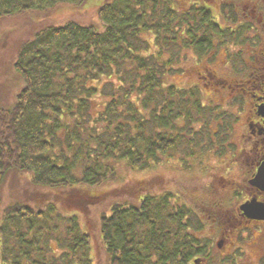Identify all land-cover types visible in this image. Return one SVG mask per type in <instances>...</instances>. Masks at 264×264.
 Instances as JSON below:
<instances>
[{"label":"trees","instance_id":"trees-1","mask_svg":"<svg viewBox=\"0 0 264 264\" xmlns=\"http://www.w3.org/2000/svg\"><path fill=\"white\" fill-rule=\"evenodd\" d=\"M84 1L0 0V20ZM100 3L97 26L48 25L17 51L23 87L12 107L0 103V194L17 175L33 189L1 210L0 264H94L88 216L118 170L223 152L226 120L196 87L169 81L181 50L205 51L199 34L217 29L209 11L179 0ZM202 228L172 193L116 201L99 216L108 264H200L204 239L189 229Z\"/></svg>","mask_w":264,"mask_h":264},{"label":"flooded vegetation","instance_id":"flooded-vegetation-1","mask_svg":"<svg viewBox=\"0 0 264 264\" xmlns=\"http://www.w3.org/2000/svg\"><path fill=\"white\" fill-rule=\"evenodd\" d=\"M179 1L193 9L209 11V21L217 26L212 30L205 24L204 34L198 36L205 42V51L194 56L206 62L214 61L222 55V50L225 58L223 77L215 71L208 73L206 68L207 75L201 78L207 80L210 95L220 96L215 104L209 98L214 106H208L220 115L222 123L226 120L224 149L218 154L222 174L217 178L224 181L222 197L231 198L230 188L238 195L232 212L220 209L217 218L208 216L206 220L210 222L204 219L210 223L207 227L200 222L202 230L189 229L204 239L205 252L198 258L211 264L209 258L216 250L218 264H254L246 249L235 248L238 233L244 230L243 239L254 251V260L264 264V214L257 216L260 218H248L240 209L244 204H252L254 215L256 208L264 209V0ZM190 210L195 215L194 209ZM191 264H197L196 257Z\"/></svg>","mask_w":264,"mask_h":264},{"label":"rangeland","instance_id":"rangeland-1","mask_svg":"<svg viewBox=\"0 0 264 264\" xmlns=\"http://www.w3.org/2000/svg\"><path fill=\"white\" fill-rule=\"evenodd\" d=\"M100 1L102 0H86L84 5L62 4L59 6L63 8L62 10L55 7L42 12L15 14L0 20V103L2 107H12L16 94L23 87V79L14 69V61L20 46L48 25H58L73 20L97 26L99 24L97 15ZM220 53L222 55H219L216 60L206 62L195 58L194 52L181 50L180 57L174 65L177 71L169 81L178 87H196L203 105L214 106L209 102V98L215 104L219 102L220 96L209 94L207 80L202 79L201 75H207L206 68H208V73L215 71L220 77L226 74L222 62L225 59L222 50ZM228 59L234 60V57ZM213 152L196 154L198 157H191L184 163L179 160V156L165 158L161 163L147 170L120 169L117 172L116 180L107 182L106 185L97 189L96 193L103 196L105 201L102 200L100 205L96 206L98 209H92L88 216L93 236L91 244L94 248V264H108L99 235V216L102 212L107 213L108 206L116 201L135 202L144 194L172 193L177 203L193 208L195 211V215L192 214L193 219L199 220L206 227L210 225V223H205L206 218L208 216L217 218L220 209L232 212L233 206L238 203L236 200L238 195L234 193V188H230L232 190H228V192L231 194V198L223 199L222 185H224V181L217 178L219 174H222L218 162L219 157ZM25 189H33L27 186L26 177L17 175L14 180L7 179L0 194V214L1 210L11 202L17 201L19 192ZM206 222L210 221L206 220ZM238 234L237 241L239 240V242L234 239L235 248L246 249L247 254L252 255L251 262L257 264L253 256L254 251L246 246V239H243L246 235L245 231L242 230ZM56 254L59 253L56 252ZM211 254L209 263L218 264L215 260L219 258L216 250ZM237 254L239 255V253ZM230 260L234 261V259ZM200 264H206V262Z\"/></svg>","mask_w":264,"mask_h":264},{"label":"water","instance_id":"water-1","mask_svg":"<svg viewBox=\"0 0 264 264\" xmlns=\"http://www.w3.org/2000/svg\"><path fill=\"white\" fill-rule=\"evenodd\" d=\"M253 183V182H252ZM255 207H253L252 204H244L243 206H241V210L244 212V214L248 217V218H260L257 216H260V214H264V209H258L256 208L257 214L254 215L255 213Z\"/></svg>","mask_w":264,"mask_h":264}]
</instances>
